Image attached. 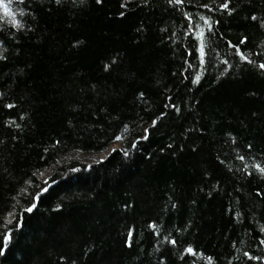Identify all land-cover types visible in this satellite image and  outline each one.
<instances>
[{"label": "trees", "instance_id": "1", "mask_svg": "<svg viewBox=\"0 0 264 264\" xmlns=\"http://www.w3.org/2000/svg\"><path fill=\"white\" fill-rule=\"evenodd\" d=\"M5 3L0 264H264V0Z\"/></svg>", "mask_w": 264, "mask_h": 264}, {"label": "snow or ice", "instance_id": "2", "mask_svg": "<svg viewBox=\"0 0 264 264\" xmlns=\"http://www.w3.org/2000/svg\"><path fill=\"white\" fill-rule=\"evenodd\" d=\"M55 2L59 5V4L61 3V0H55ZM96 2H97V3H102V0H96ZM169 3L180 4V3H184V0H169ZM203 6H204V7H207L208 5H207V4H204ZM220 6L223 7V8H225V9H228V8H229V4H228V3H222ZM0 8L3 9V11H4V13H5L6 15H9V16L12 15V11H11L9 5L5 3V0H0ZM122 14H123V13H122ZM252 19L255 20L256 17H252ZM14 23H15V21H14ZM17 26H19V25H17ZM241 43H243V42H241ZM201 53H202V55H203V47H201ZM240 55L243 57V59L247 60V57H244V56H243V53H240ZM249 62H250V61H249ZM225 63H226V62H225ZM259 67H260L261 69H264V63H261V64L259 65ZM7 107H8V108H13L14 106H13L12 104H8ZM117 139H119V137H117ZM248 147L251 148L252 146L249 145ZM239 159L243 160L244 157H243V156H240ZM255 167H256L261 173H264V167H262V166L259 165V164L255 165ZM31 210H32V209L30 208L29 211H31ZM172 243L175 244L176 241H172ZM188 251L191 252L192 249L190 248V249H188Z\"/></svg>", "mask_w": 264, "mask_h": 264}, {"label": "rangeland", "instance_id": "3", "mask_svg": "<svg viewBox=\"0 0 264 264\" xmlns=\"http://www.w3.org/2000/svg\"><path fill=\"white\" fill-rule=\"evenodd\" d=\"M122 149V144L121 142H118L116 143L115 145H113L109 151L103 153V154H100V155H94V156H91V157H85V156H80L79 157V160L82 161L83 163H86L87 165H93L95 163H99V162H103L105 161L114 151L116 150H121ZM50 171L48 172H45L41 175L42 179L45 181V182H48L49 181V178H50ZM264 174V173H263Z\"/></svg>", "mask_w": 264, "mask_h": 264}, {"label": "water", "instance_id": "4", "mask_svg": "<svg viewBox=\"0 0 264 264\" xmlns=\"http://www.w3.org/2000/svg\"><path fill=\"white\" fill-rule=\"evenodd\" d=\"M55 184L53 183V184H51L49 187H48V190L51 188V187H53ZM48 190H45L44 192H42V194H44V193H46V192H48Z\"/></svg>", "mask_w": 264, "mask_h": 264}, {"label": "bare ground", "instance_id": "5", "mask_svg": "<svg viewBox=\"0 0 264 264\" xmlns=\"http://www.w3.org/2000/svg\"><path fill=\"white\" fill-rule=\"evenodd\" d=\"M55 183H57V182H54V184H55ZM51 184H52V183H51ZM51 184H49V186H50ZM49 186H48V187H49ZM48 187H47L45 190H48ZM45 190H44V191H45ZM44 191H43V192H44ZM38 200H39V199H38ZM38 200H37V202H38ZM34 207H36V206H34ZM34 207H33L32 209H34Z\"/></svg>", "mask_w": 264, "mask_h": 264}]
</instances>
